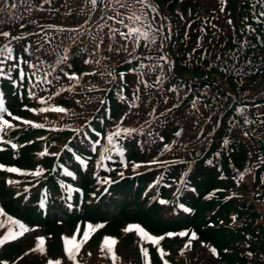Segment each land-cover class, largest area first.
<instances>
[{"label":"trees","instance_id":"obj_1","mask_svg":"<svg viewBox=\"0 0 264 264\" xmlns=\"http://www.w3.org/2000/svg\"><path fill=\"white\" fill-rule=\"evenodd\" d=\"M152 2L158 8L159 15L153 13V16L156 15L160 21L162 41L159 44L158 39L156 47L150 46L151 52L142 47L137 49L135 55L143 52L153 57L152 60H142L149 67L140 69L141 61L126 52L110 53L106 47L91 57L99 60V64L84 63L89 53L95 51L90 35H96V25L103 23L99 19L101 13L91 12V6L84 0H51L50 4L43 5L42 10L39 7L42 0H31V11H26L23 4L11 10L14 15L22 16L21 19H10L9 8L5 7L4 0H0V9H3L0 11V31H10L12 36H25L27 33L43 34V29L49 38H53L52 48L58 52L69 50L66 63L72 67L65 68V71L77 75L96 73L83 77L73 91L55 96L53 94L61 87L68 88L75 83L64 77L58 67L53 75H60L61 79L56 81L49 77L53 80L52 85L33 89L37 98L28 96L32 85L27 79L20 82L18 71L12 73L11 80L1 79L11 108L45 127H20V140H30V143L14 152H3L0 158L7 161L15 155L16 162L25 166L38 162L49 164L50 159L45 160V157L33 152L45 148L58 149L68 138L70 146L95 156L99 148L96 152L92 151L93 140L100 139L102 144H106L105 136L115 131L117 125L136 128L138 131L132 135L122 133L120 138H116L123 150L126 146L130 147L127 154L131 167H123L120 156L111 153L112 159L105 160L109 164H117L111 176L119 178L118 172H123V177L112 186L113 194L106 199L105 209L93 204L85 210L87 217L109 219L103 231L116 238L125 233V223L133 220L156 234L183 227L194 230L197 239L191 241L189 248L184 247L189 243L188 236L165 238L162 246L168 253L165 259L169 260V264H264V225L257 209H254L258 202H262V180L261 183L260 180L256 182L255 189L236 183L251 156L247 140L238 129L244 122L239 107L245 105V99L254 85L252 75L243 72V65L252 60L251 48L247 44L253 42L256 35L250 0ZM89 15L92 20L80 29V34L57 32L55 28L45 27L74 28L83 24ZM108 23L112 24L111 21ZM38 40V36H27L20 41L13 40L12 44L17 54L31 59L22 52L21 46L32 43L34 51ZM6 43L8 40L3 37L0 46ZM85 47L88 51H81ZM44 48L49 54L42 58L49 64L54 63L56 57L51 48L49 45ZM161 55L167 57L169 63L159 61L163 69L151 70L150 66ZM21 67L28 71L26 65L21 64ZM45 70H50L47 65L41 71ZM109 72L116 75L115 80L108 75ZM139 72L144 73L143 80L149 87L139 83ZM120 73L124 74L123 81L119 78ZM158 76L162 77L159 83ZM90 88L92 91L88 90ZM136 95H139V100L135 99ZM49 96L52 99L47 104L39 102V97ZM133 104L136 107H132ZM188 104L201 112L184 111V106ZM23 105L37 110L55 105L65 107L68 112H29ZM161 113L164 115L161 116ZM249 123L256 128L261 126L252 119ZM89 125L100 128L102 138L91 135L86 140L84 136L90 134ZM76 130H80L79 134ZM178 131L181 134L176 136ZM42 136L44 139L40 138ZM165 144L170 145V150H165ZM63 155L71 158L65 151ZM153 160L158 163L150 164ZM134 164L140 167L134 168ZM89 178V175L83 177V183ZM51 186L55 187L53 181ZM118 192L124 194L119 200L115 198ZM213 192H217L216 197L211 196ZM232 193L234 196L230 199L229 194ZM161 200L168 203L161 204ZM176 201L189 206L191 214L176 207ZM112 204L119 210L107 218L115 209ZM19 206V202L9 204L13 210ZM29 208L27 205L25 212L32 217ZM231 210L236 215H229ZM68 216V219H77L80 215ZM233 217L236 219L233 220ZM221 221L224 223L221 224ZM133 241L135 258L126 262L119 257L116 264H143L139 241L142 245L144 243L137 236L133 237ZM212 248L216 249L215 255ZM16 251L17 246L7 247L0 253V260L9 264ZM150 252L151 264H162L153 248ZM117 253L121 254L119 248ZM81 261L84 264H105L97 254L92 255L90 262L89 256L83 255Z\"/></svg>","mask_w":264,"mask_h":264},{"label":"snow or ice","instance_id":"obj_2","mask_svg":"<svg viewBox=\"0 0 264 264\" xmlns=\"http://www.w3.org/2000/svg\"><path fill=\"white\" fill-rule=\"evenodd\" d=\"M85 4L90 5V11L100 12L99 19L103 21V23H98L96 25V28L98 30L96 35H90V39L94 43L95 51L89 53V58L84 60L85 64H92L96 63L99 64V60H93L91 57L95 55V52H98L102 49V47H106L107 51L114 54H119L120 52H126L129 56H132L133 59H136L138 61H141L139 67L140 69L148 68L149 65H146L142 62V60H152L153 57L151 55H145L143 52H141L140 55H135L137 52V49H140L141 47L148 52H151V45L156 44V33L161 31V28L154 27V21L155 16L149 18V13H155L156 15H159L157 6L152 2V0H84ZM51 0H42V3L39 5L41 10L43 9L44 4H50ZM261 6H264V0H260ZM5 7L9 8V18L10 19H21L22 16H16L13 14L11 10H15L18 7V4L26 5V11H31L33 5L31 3V0H12L11 3H9V0H4ZM0 11H3V9H0ZM112 12L111 15L108 13ZM260 17H264V11L259 13ZM92 20V16L89 15L87 19L84 21L83 24L78 25L74 28H63V27H57L55 25H46V28L52 29L55 28L57 32H75L77 34H80V29L84 28L86 24H88ZM111 21L112 24H109L108 22ZM2 22V21H0ZM261 23H264V21H258ZM231 23V21H230ZM21 27H24V25H21ZM106 30V31H105ZM254 31V29H253ZM42 33H27L25 36H12L10 31H0V37H4L8 40V43L4 44L3 46H0V79H12V73L14 71H18L19 81L23 82L25 79H27L28 83L32 85L31 88L28 89V96L31 98H37L35 91L33 89L37 87H41L42 85H52L53 80L49 79V77H53L56 81H59L61 79L60 75H53L56 72V69L60 67V71L63 74L64 77H66L69 81H74L75 83L68 88L61 87L58 91H56L53 95L60 96L63 92H71L73 89L80 83V81L85 76L89 75H95V72L88 73L84 72L82 75H77L75 72H69L65 71V68H71V64H67L66 61L69 58V50L64 49L63 51L58 52L56 48H52L53 38H49V35L47 32H44L42 29ZM101 33H103L101 35ZM27 36H38L40 37V40L36 41L35 49L33 51V44L27 43L25 45H22V52L28 54L31 59H25L23 55H19L16 52V48L13 46L12 41H20L22 39H26ZM75 42V41H74ZM82 42V41H81ZM143 42V44H142ZM49 45L51 48V53L55 55L56 59L54 63H47L42 56L48 55L49 53L45 50L44 46ZM131 45V47H129ZM58 47V46H57ZM81 51H88V48L85 47L84 49H81ZM105 57H101V59H104ZM159 61H164L165 63H169L167 60V57L161 55L159 56L156 63H153L150 67L151 70H155L156 68L163 69V65L159 63ZM21 64H24L27 66L28 71H25L23 67H21ZM45 65H47V69L41 71L45 68ZM63 65V67H61ZM136 71V69H134ZM109 76L112 77L113 80L116 79V75H114L112 72L108 73ZM144 73L139 72V83L143 84L145 87H149V85L143 80ZM119 78L121 81L124 80V74L120 73ZM162 80V77H157V83H159ZM15 83V81H13ZM47 90V89H43ZM89 91H92V89H88ZM122 93V89H121ZM123 98V97H122ZM139 95L135 96L136 100H139ZM52 97H39V102L41 104H47L49 100H51ZM77 103H80L77 101ZM101 103H104V101H101ZM132 107H136L135 104L132 105ZM26 110L29 112H37L40 113H47L49 111L56 112V113H66L68 112V109L61 106H55V105H49L48 107H41L38 110L33 108H28L25 106ZM170 111V110H169ZM242 111V110H240ZM153 112H155V109H153ZM161 116L164 115V113L160 114ZM11 117V120L20 121L23 125H28L35 128H44L45 125L42 123H34L31 120L23 119L19 116L13 115V113L7 108L5 103V98L2 93H0V133L6 134V130L13 129L17 127V125L13 124L9 119H6L5 117ZM123 121H121L122 123ZM245 123H249L247 119H245ZM264 123V121H262ZM77 134H79L80 130H76ZM138 129L131 128V127H123L121 128L119 125H117V128L115 131H112L107 134L105 137L106 144H102L100 139H95L92 141V151L96 152L97 148H100V154L99 159L100 163L102 164L105 160H111L112 159V152H115L119 156H123L124 150L118 145L117 139L120 138L121 134L123 133L126 136H130L133 133L137 132ZM181 133L178 131L176 132V136H179ZM247 134V133H246ZM97 136L99 137L100 134L97 133ZM41 139H44L41 137ZM163 139V137H161ZM0 142L10 143L9 141H3V136H0ZM225 144L228 143L227 140L224 141ZM11 147L13 149L17 148L16 144H11ZM65 148L71 151V149L68 148V145H65ZM165 150H170V145L165 144L164 145ZM2 150V149H0ZM41 156L45 155H52V156H59V153H49L47 149L39 153ZM75 159L80 162L82 166L85 165V161L80 157L76 156ZM123 164V161H121ZM150 164L158 163V161L153 160L149 162ZM124 167H127L126 164L123 165ZM134 168L140 167L138 164L133 165ZM0 170L6 171L8 173H18L22 175H31L35 177H39L43 174V169L37 168L35 171H32L30 173L23 172L18 167H6L3 164H0ZM111 170V169H106ZM63 174L69 177H73V172L69 171L67 168L63 169ZM121 177H123V172L119 173ZM97 183L100 184H111L114 181H111L108 177H100L97 175ZM244 173L239 174V179L243 180ZM17 181L9 180L7 183H16ZM61 188H63L67 193V199H72V193L73 192H80L79 188H73L70 184L66 185L63 182H61ZM27 191V189H25ZM107 191V189H105ZM19 195V194H18ZM161 204H167L168 201L161 200ZM43 207V204H41ZM69 208L72 207L71 204L68 205ZM180 207H183V205H180ZM185 211H189V209H185ZM0 217H4L3 219H0V229H6L4 235L0 237V246H4L5 244L17 241L20 238L24 237L26 233L33 230L30 229L25 223H23L20 219L14 218L12 215H9L3 207H0ZM236 218L233 217V220ZM103 227V225H93L91 223H88L84 226L83 234L80 237V239H77V236L80 233V227H77L76 233H74L71 237H62L63 240V252L67 259L72 262V264H79L77 257L80 254V251L83 247V245L91 238V234L95 232L97 229ZM125 232H132L135 231L139 238L142 241H147L151 243L153 246H157L158 254L160 257V260L162 261V264H169V260L165 259V256L168 255L164 251L163 248L158 247L161 244V241H163L166 237H173L175 235H179L181 237L189 235L186 232H180L178 234L175 233H166L164 235H152L147 230H145L142 226L138 224L128 225L125 229ZM197 239L196 233H191L189 243L185 244V248H189L191 246V241ZM118 241L111 237H105L103 240V244L101 247V251H104L106 249L107 254L110 256L112 260V264H116V261L119 259V257L116 255V252L114 251V245H116ZM46 241L44 237H37V243L34 247L30 248L27 252L24 253V256L29 255L30 253H40V254H46ZM212 253L216 254V249H211ZM140 254L143 258V264H151V260L149 257V250L143 246L140 247ZM183 254V252L181 253ZM88 255H91L89 253ZM251 255V253H249ZM20 259H23V256L20 257ZM0 264H7V261L0 260ZM46 264H63V261L61 259H48L46 261Z\"/></svg>","mask_w":264,"mask_h":264},{"label":"rangeland","instance_id":"obj_3","mask_svg":"<svg viewBox=\"0 0 264 264\" xmlns=\"http://www.w3.org/2000/svg\"><path fill=\"white\" fill-rule=\"evenodd\" d=\"M151 17L152 16L149 14L150 19H151ZM155 35H156V37H159L158 34H155ZM142 44H143V42H142ZM202 105H201V107H202ZM188 109L196 111L198 113L201 112L198 108H196V109L192 108L191 105H189V104L184 106V111L188 110ZM221 139H224V138L221 137ZM260 162H261V157L258 156L256 153H252L251 161L247 166V170L251 173H254L253 171L256 169L255 168L256 163H260ZM5 189L6 190L4 191V193L6 194V197H5V202H6L7 199H9L8 191L12 190L11 192L13 195L15 190L13 188L8 189L7 187ZM212 195L216 197L217 192L211 193V196ZM11 201H13V200H10V202ZM0 207L4 208V206H2V204H0ZM260 209H261V212L263 213L262 216L264 217V208L261 207ZM19 211H21V210H19ZM3 218L4 217H0V219H3ZM223 223L221 221V224H223ZM27 226L33 230L26 233L25 236L20 238L19 240L12 241V243H17L16 244L17 251L14 254L16 261L13 264H44L48 259H61L63 261V264H69L66 261L67 257L65 256V254L63 252V241H62V239L60 240L61 236L64 235V233L62 232L63 231L62 228L54 226V227L50 228L49 230H46L45 228H43L42 226H39V225H36V226L27 225ZM63 229H65V228H63ZM0 230H1L0 235H2V234L4 235L6 229H0ZM50 231H52V232H50ZM49 232H50V234H49ZM81 232H82V229L80 228V233ZM67 233H66L67 237L72 236V235H70V234H72V232H67ZM52 235H55V236H52ZM2 236H0V237H2ZM81 236H82V234L78 235L77 239H80ZM37 237H44L45 238L46 254L30 253L29 255L24 256L25 252H27L30 248H32L36 245ZM58 237H59V239H58ZM133 237L134 236H133L132 232H128V234L125 237H122V239L120 240L119 250L121 251V259H123L126 262L135 258V247H134ZM100 243H102V240L100 239V235H98V233H96V232H93L91 234V238L83 245L82 251L84 253H88V254L91 253V255L97 254V256H102L103 255L102 253H95V246L97 244H100ZM22 256H23V259H20V257H22ZM106 256H105V260L107 261L108 257H106ZM89 257H92V256H89Z\"/></svg>","mask_w":264,"mask_h":264},{"label":"water","instance_id":"obj_4","mask_svg":"<svg viewBox=\"0 0 264 264\" xmlns=\"http://www.w3.org/2000/svg\"><path fill=\"white\" fill-rule=\"evenodd\" d=\"M260 148H261V149L263 148V145H262V144H260Z\"/></svg>","mask_w":264,"mask_h":264}]
</instances>
